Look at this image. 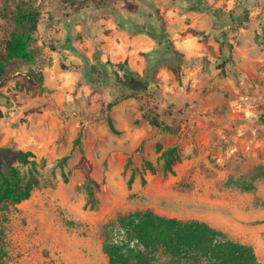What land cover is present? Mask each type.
<instances>
[{"label": "rangeland", "instance_id": "1", "mask_svg": "<svg viewBox=\"0 0 264 264\" xmlns=\"http://www.w3.org/2000/svg\"><path fill=\"white\" fill-rule=\"evenodd\" d=\"M144 1L149 7L138 8L132 0H111L99 7L91 4L79 13L61 0H43L38 5L36 45L42 55L33 62L48 58L54 64L51 54L58 51L62 69L78 66L87 72L93 68L91 58L83 57L79 45L65 37L60 23L67 20L74 24L82 20L85 25L90 17L113 18L117 30L130 26L135 34L149 33L154 45L125 54L137 66L134 70L128 61L114 62L123 64L119 73L114 71V83L111 77L104 79L106 75L94 77L101 90L113 94L111 100L99 96L97 109H89V101L84 115L71 100L68 111L60 109L58 118H48L41 135L32 132L40 129L36 126L39 116L21 121L14 117L23 105L42 96L43 104L51 107L53 92L47 93L43 81L33 77L42 72L29 60L8 66L0 79L4 112L0 147L9 149L0 150V173L19 165L15 150L23 149L36 154L38 175L28 199L0 201V264H108L103 250L106 224L116 227L120 214L138 209L196 219L201 208L195 204V190L205 179L214 180L216 197L227 196L232 204L230 238L251 245L264 264V0H198L197 4L188 0L187 5H174V11L186 14L212 10L218 18L208 24L217 34L202 32L205 46L190 56L176 46L179 26H174L178 31L174 34L160 16L162 7H169L166 2ZM138 12L145 14L142 19L130 17ZM147 12L157 13L158 19L147 20ZM189 21L187 17L183 22ZM1 24L8 27L5 21ZM110 30L105 32L107 37ZM72 35L76 40L83 37L79 31ZM68 41L77 49L73 60L78 64L59 53L60 44ZM106 62L110 63L109 56ZM141 65L143 71L138 70ZM132 74L147 84L145 91L133 92L125 84V77ZM148 107L156 110L158 125L152 123ZM72 112L76 114L67 115ZM108 113L117 134L107 125ZM59 118L65 125L56 137ZM158 144L164 149L179 148L182 160L174 173L164 171ZM80 146L88 161L81 160ZM22 171L27 174L28 170L22 166ZM88 174L97 185L87 179ZM149 264L175 263L160 248ZM183 264L207 263L201 258Z\"/></svg>", "mask_w": 264, "mask_h": 264}, {"label": "trees", "instance_id": "2", "mask_svg": "<svg viewBox=\"0 0 264 264\" xmlns=\"http://www.w3.org/2000/svg\"><path fill=\"white\" fill-rule=\"evenodd\" d=\"M42 1L0 0V79L12 62L34 60L41 18L38 5ZM109 1L111 0H61L74 13H79L91 4L99 7ZM1 21H5L8 27H4ZM11 21H14L13 26ZM117 66L123 68L121 63ZM174 72L177 80H180V68H174ZM33 77L37 81H43L42 74H33ZM125 84L133 92L147 89V84L135 74L126 76ZM143 110H147L152 123L158 125L156 110L151 107ZM3 115L0 107V117ZM106 119L110 130L119 133L110 113L106 115ZM79 140L78 137L77 141ZM8 149L9 147H0L1 151ZM156 149L161 152L164 160V171L174 173L175 165L182 160L179 148L170 146L164 149L158 144ZM80 151L81 160L88 161L83 146H80ZM15 153L19 165H12L7 172L0 173V201L19 203L28 199L37 182L36 154L23 149H17ZM22 166L27 168V174L23 173ZM87 179L98 184L89 174ZM86 205H89V201ZM91 208H95V205H91ZM104 233L103 250L108 257V264H149L160 248L164 249L175 264L190 260L197 262L201 258L207 264H262L251 245L233 240L225 232L206 222L166 217L152 209H138L120 214L117 217V226L106 224Z\"/></svg>", "mask_w": 264, "mask_h": 264}, {"label": "crops", "instance_id": "3", "mask_svg": "<svg viewBox=\"0 0 264 264\" xmlns=\"http://www.w3.org/2000/svg\"><path fill=\"white\" fill-rule=\"evenodd\" d=\"M138 8L141 7H149L147 1L144 0H132ZM160 2L161 0H154ZM166 2V5L169 7L165 9L163 6L162 11L160 12V16H162L163 20L168 22V26L172 27L174 29V26H179V33L177 35L179 36V39L176 41V46L181 49L184 53H186L188 56L191 54H198L201 52V50L204 48L205 43L201 40V33L204 31H212L214 34H217L216 29L211 28L208 29L209 21H212L214 19L215 21H218L217 15L215 11L210 10L209 13L206 12H188L182 13L174 11V5H184L188 4V0H162ZM194 1L197 4L198 0H191ZM213 1V0H212ZM157 2V3H158ZM172 8V9H170ZM135 15V16H134ZM145 14H130V17L134 16L137 19H142ZM189 18V23H184V19ZM125 21H128V17H124ZM157 13H149L147 12V20L155 21L157 20ZM112 21V22H111ZM113 18L108 19L105 16L100 17H90L87 19V24H89L90 29L86 31L87 24L83 25L82 20H80L79 24H74L69 22V20L62 21L60 25L62 26L65 37H69L71 39V42H76L79 45L80 50L83 51L84 54H82L83 57H90L91 60L94 62L93 68L87 69V72H84V68L74 66L70 69H62L60 67L59 58L57 57V52L52 53L51 56L54 58V64L49 63L50 59L48 58L44 61L39 60L38 62L31 61L32 65L37 68L39 71L42 72L43 75V86L45 90L48 91L51 90L53 93L52 100L53 104L51 107H48L46 104H43V98L42 96L40 99L37 98L34 103L28 102L27 104L23 105L21 110L18 112V114L14 117V121H21L22 117H31V115L39 116L37 127H40V129L36 131H32L34 135H41L44 133V129L46 128V124L48 122V118H51L53 120L54 118H58V116L61 113L60 109H65V111H68L69 107V101H74L80 110V115H84V108L88 106L89 101L92 103V107H88L89 109H97L99 107L98 103L95 106V101L99 98V96H103L104 99L111 100L113 97V94H109V92L106 94L105 91L100 89V82H96V80H93L94 77L98 74L101 76L106 75L104 79L107 77H111V81L114 83L113 77H116L115 72H120L121 68L115 65L114 62H121L125 61L126 58H124L125 54H129L134 51H139L146 48H151L154 45V40L151 37L149 33H133V30L130 31L129 29L125 30H117L116 24H113ZM131 21L132 18H131ZM107 23V24H105ZM212 23V22H211ZM82 25V26H81ZM83 27V29H82ZM108 29L110 30V37H107L105 35V32ZM124 29V28H123ZM171 29V28H170ZM73 31H79V33H82L83 37L82 39L76 40V37L72 35ZM176 29H174L173 33L175 34L178 32ZM109 33V34H110ZM77 34V33H75ZM104 37L109 38L110 40H105ZM117 38L120 39V41L117 40ZM65 39V38H64ZM83 40V41H81ZM105 40V41H104ZM39 43V41H38ZM37 44V43H36ZM61 56L65 57L67 61L74 62V57L76 55L77 49L73 45H70V41L64 44H60ZM59 54V55H60ZM42 53L37 48L35 50L34 54V60L36 57L41 56ZM110 57V63H107V57ZM123 59V60H122ZM109 60V59H108ZM129 67L131 69H135V65L131 64L129 60ZM39 62H42V64H39ZM118 62V63H119ZM46 63H48L46 65ZM77 61H75V64ZM114 63V64H113ZM78 64V63H77ZM53 65V69H51V66ZM50 66V68H49ZM110 68V69H109ZM144 66L141 65L138 67V70L143 71ZM148 68V66H147ZM120 69V70H119ZM148 70V69H147ZM108 75V76H107ZM103 82V81H101ZM116 82V81H115ZM111 85V82L109 83ZM111 93V92H110ZM45 94V93H44ZM112 95V96H111ZM76 114V112L68 113L67 115H73ZM79 115V114H78ZM105 116V115H104ZM59 122L57 123V136L61 132L60 126L63 127L65 124H63L58 119ZM105 118L103 119V121ZM90 121L93 122V119L90 118ZM108 125V124H107ZM26 127V125H24ZM51 127H54L51 125ZM48 131V130H46ZM55 137V139H56ZM52 141V140H51ZM45 143V142H43ZM20 145L22 147H26V143L24 141H20ZM48 147V146H46ZM224 173H229L228 169L222 170ZM216 187H214V180L213 179H205L202 180L201 185L196 188V195H195V204L200 208L201 210L196 213L195 218L206 222L210 226L219 229L223 232H225L227 235L228 233H233V225H232V217H231V210H232V204L230 200L227 198V196L223 198H218L214 195L216 192ZM213 193V194H212ZM224 193V192H223ZM225 194V193H224ZM184 201L187 202V198L184 199ZM200 212V213H199ZM255 219H257L258 215L254 216ZM258 232V231H256ZM229 236V235H228ZM230 237V236H229ZM247 244V243H246Z\"/></svg>", "mask_w": 264, "mask_h": 264}]
</instances>
